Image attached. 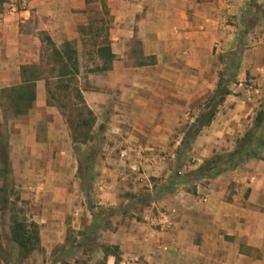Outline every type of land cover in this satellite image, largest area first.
<instances>
[{
	"label": "crops",
	"instance_id": "crops-1",
	"mask_svg": "<svg viewBox=\"0 0 264 264\" xmlns=\"http://www.w3.org/2000/svg\"><path fill=\"white\" fill-rule=\"evenodd\" d=\"M104 1L108 20L104 38L113 57L105 69L87 73L91 88L80 89V95L90 111L106 114L105 135L123 147L119 152H126L125 158L133 163L150 167L145 162L172 140L180 115L215 89L216 79L204 72L208 66L205 44L201 43L205 36L209 42L213 31L227 28L224 17L235 13L243 0ZM18 2L3 5L0 15V119L5 112L3 92L10 93L9 100L15 102L16 88L34 79L29 67L36 61L35 33L46 31L56 36L65 31L69 20L83 17L81 9L86 4V0H31L20 7ZM135 44L140 52L132 64ZM96 58L102 63V58ZM263 59L246 60L241 63L243 72L236 75L237 79L249 76L252 85L258 86L251 96L264 94ZM233 86L239 89L241 84ZM227 89L233 92L231 87ZM227 97L235 101L240 98L232 94ZM46 98L44 81L38 77L33 100L14 104L16 116L8 125L34 137L33 128L19 125V118L37 107L49 108ZM243 122L239 113L216 111L192 141L195 162L184 173L197 168L213 150L230 152L242 135ZM138 147L143 149L141 155ZM241 164L248 170L243 169L240 175L230 171L228 175L195 180L189 183L191 191L185 190L190 188L188 182L178 187L175 184L165 191L166 196L149 203L146 213L152 208L158 211L157 206L175 209L171 226L164 232L137 228L124 219L112 224L114 228L106 231L108 250L100 253L102 264H264V143L255 157ZM146 191L156 193L160 189ZM114 201L109 200V205ZM79 239L83 241L82 236Z\"/></svg>",
	"mask_w": 264,
	"mask_h": 264
},
{
	"label": "rangeland",
	"instance_id": "rangeland-1",
	"mask_svg": "<svg viewBox=\"0 0 264 264\" xmlns=\"http://www.w3.org/2000/svg\"><path fill=\"white\" fill-rule=\"evenodd\" d=\"M12 4L16 5V0H0V15L5 7ZM3 5L5 7L2 8ZM81 10L83 17L69 20L65 31L57 33V37L46 31L35 33L36 61L30 71L34 78L39 76L48 79L46 103L49 108L37 107L27 117L19 118V125L33 128L34 137L31 133L22 135L15 126L8 125V121L13 122L16 116L12 107L19 102L9 100L10 93L3 92L6 97L3 96L5 112L0 119V264H102L100 253L108 250L106 231L110 232L114 228L111 225H117L119 219H124V223L132 221L133 225L137 224V228L139 226L161 233L146 224L143 218L156 213L154 208L146 213L148 204L167 194L160 191L149 193L146 190L161 189L169 177L170 180L176 179L173 185L182 186L184 182L177 177L186 174V167L195 162L192 143L180 150L179 143L176 146L175 141L180 136L182 139L183 132L195 116L208 110L205 102L210 99L213 91L203 102H196L186 114L180 115V125L173 130L172 140L154 151L152 160L145 162L150 167L126 159V152H119L123 147L109 141L105 135L106 114L91 111L94 123L88 133L90 141L85 144L72 141V134L78 137L82 132L73 130L82 107L74 89L80 92V89L91 88L86 80L87 73L108 66L106 61L105 64L96 61L95 52L97 46L107 47L104 38V28L108 22L105 1L86 0ZM223 20L227 28L213 31L209 42L206 36L202 40L201 44H205L206 50L204 60L208 66L204 72L216 79L215 84L218 76L223 75V82L226 81L227 88L231 87L233 91H229V94L240 97L235 101L225 96L216 106L215 112L220 110L225 113L229 110L241 114L244 121L243 134L251 127L255 112L264 109V94L250 95L254 91L252 89L258 86L255 83L252 85L249 76L236 78V75L243 72L241 63L264 58V0H243L237 6V11L227 13ZM84 23L87 25H82ZM61 40L67 41L75 51L78 64L77 75L68 82L63 79L61 83L68 86L66 90L56 89L55 74L49 73L52 66L49 48L52 45L60 46ZM78 41H81L79 47ZM133 52L135 61L132 64L137 62L139 56L140 48L137 44ZM233 62L236 70L226 73V67ZM238 83L241 84L239 89L232 87V84ZM96 142H99V150L91 164V174L85 181L80 180L78 160L84 157L78 156L76 150L86 152ZM136 149L141 155L143 149ZM224 150H213L209 157ZM243 169L248 170L239 164L220 174L228 175L230 171H235L236 175H240ZM230 184L235 183L230 181ZM191 188L185 190L191 191ZM109 200L115 201L109 205ZM157 208L161 212L172 209L161 206ZM12 214L37 225L38 242L35 250L23 259L9 242V216ZM92 223L93 228L90 227ZM81 236L83 241L79 239Z\"/></svg>",
	"mask_w": 264,
	"mask_h": 264
},
{
	"label": "trees",
	"instance_id": "trees-1",
	"mask_svg": "<svg viewBox=\"0 0 264 264\" xmlns=\"http://www.w3.org/2000/svg\"><path fill=\"white\" fill-rule=\"evenodd\" d=\"M51 60V68L49 73H54L56 89L66 90L68 86L62 85L61 83L70 81L72 77L77 75V61L75 58V51L69 47L67 41H63L59 48L54 47V45L49 48ZM96 55L103 59L102 63L105 64L112 59V55L109 52L108 47L100 46L96 48ZM235 55V53H233ZM107 57V58H106ZM230 63V59H228ZM232 61V60H231ZM228 67V66H227ZM226 69V73L230 74V71L236 70V65L231 63ZM31 68V67H29ZM33 75V74H31ZM223 75H219L217 82L215 84V89L213 90L212 96L205 103V107L208 109L205 112H200L194 117L193 121L186 127L183 132L182 139L179 142V149L186 148L190 146L194 138L199 133L202 127L208 126L215 115V108L219 105L225 96L229 94L227 89L226 81L223 82ZM34 78V76H32ZM39 76L34 79L24 81V84L16 88L15 99L17 102L22 101L31 102L33 100V88L34 80L38 79ZM44 81V87L46 94L48 91V79L41 78ZM64 79V80H63ZM75 96L81 101L82 107L79 109L78 119L74 125L73 130H82L78 137L76 134H72V141L85 144L90 141L89 131L91 130L94 118L92 112L85 106L82 101L80 92L78 89H74ZM28 96V98H27ZM30 106V105H28ZM22 112H16L20 114ZM85 115V116H84ZM84 116V117H83ZM101 129V128H100ZM85 130V131H83ZM264 143V109H258L253 117L252 125L248 128L242 135L235 141V146L230 152H224L220 154H214L213 156L205 159L202 163L194 170L177 177V179L183 182H192L200 179L213 178L214 176L224 172L226 170H231L234 167L241 164L243 161L256 156V150L262 146ZM76 149V148H75ZM99 150V142L89 146L86 152L77 151L78 156H83L84 159L78 160V176L80 180L85 181L89 178L91 174V164L97 152ZM176 179H172L166 186H162L160 192H165L170 190ZM172 189V188H171ZM91 228L94 227L92 223ZM9 242L15 247V251L21 259L25 258L30 254L38 242L37 235V225L33 222H26L16 218L14 214L9 216ZM15 264V263H13Z\"/></svg>",
	"mask_w": 264,
	"mask_h": 264
},
{
	"label": "built area",
	"instance_id": "built-area-1",
	"mask_svg": "<svg viewBox=\"0 0 264 264\" xmlns=\"http://www.w3.org/2000/svg\"><path fill=\"white\" fill-rule=\"evenodd\" d=\"M18 4L20 7H23L27 2L31 0H18ZM205 179H202L204 181ZM175 216V209H169L167 211L161 212L156 211L155 214L149 215L143 218L145 220L146 224L149 226L157 229L159 232H164L167 230L172 223V219Z\"/></svg>",
	"mask_w": 264,
	"mask_h": 264
}]
</instances>
